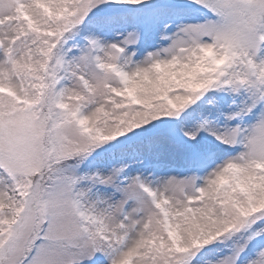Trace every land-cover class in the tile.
<instances>
[{
    "label": "snow or ice",
    "instance_id": "snow-or-ice-1",
    "mask_svg": "<svg viewBox=\"0 0 264 264\" xmlns=\"http://www.w3.org/2000/svg\"><path fill=\"white\" fill-rule=\"evenodd\" d=\"M0 264H264V0H0Z\"/></svg>",
    "mask_w": 264,
    "mask_h": 264
}]
</instances>
